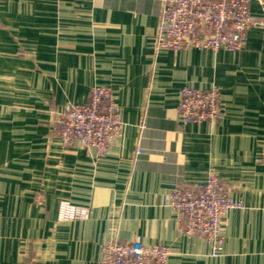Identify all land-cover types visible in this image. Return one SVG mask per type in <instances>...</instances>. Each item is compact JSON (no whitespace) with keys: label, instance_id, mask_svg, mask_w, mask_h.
Listing matches in <instances>:
<instances>
[{"label":"crops","instance_id":"obj_1","mask_svg":"<svg viewBox=\"0 0 264 264\" xmlns=\"http://www.w3.org/2000/svg\"><path fill=\"white\" fill-rule=\"evenodd\" d=\"M262 1L237 54L157 51L164 0H0V264H101L111 239L166 246L169 264H264ZM94 85L112 89L123 123L100 159L54 132ZM184 87L218 88L222 119L183 124ZM212 174L243 204L218 257L165 205ZM63 202L89 217L60 222Z\"/></svg>","mask_w":264,"mask_h":264},{"label":"built area","instance_id":"obj_2","mask_svg":"<svg viewBox=\"0 0 264 264\" xmlns=\"http://www.w3.org/2000/svg\"><path fill=\"white\" fill-rule=\"evenodd\" d=\"M164 1L156 36L157 51L227 50L239 54L246 47L248 32L259 23L251 11L252 0ZM261 4L264 6V1ZM177 111L183 124L218 122L223 117L221 93L216 87L206 91L184 87ZM122 126L112 89L94 85L84 104L69 105L56 114L54 132L63 144L94 149L100 159L109 154ZM165 205L175 212L179 233L205 239L211 244L212 257H218L223 250L224 218L229 211L243 208L214 174L201 184L178 185L165 199ZM88 217L86 207L68 202L60 205V222ZM171 254L163 245L111 239L101 248V264H169Z\"/></svg>","mask_w":264,"mask_h":264}]
</instances>
